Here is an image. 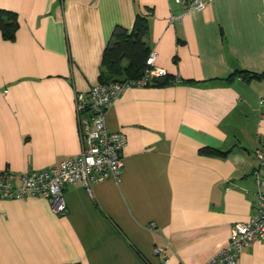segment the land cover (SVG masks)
<instances>
[{
  "label": "crops",
  "instance_id": "0c3cea01",
  "mask_svg": "<svg viewBox=\"0 0 264 264\" xmlns=\"http://www.w3.org/2000/svg\"><path fill=\"white\" fill-rule=\"evenodd\" d=\"M0 8L21 25L13 42L0 35V171H41L80 153L77 97L99 83L114 30L130 32L138 13L157 67L181 81L129 88L108 111V131L127 136L118 183H94L90 193L67 186L65 215L39 197L0 200V264H204L254 217L264 81L226 79L264 74V0H212L185 14L175 0ZM236 264H264V240Z\"/></svg>",
  "mask_w": 264,
  "mask_h": 264
},
{
  "label": "built area",
  "instance_id": "2783aa9c",
  "mask_svg": "<svg viewBox=\"0 0 264 264\" xmlns=\"http://www.w3.org/2000/svg\"><path fill=\"white\" fill-rule=\"evenodd\" d=\"M183 13L202 11L212 0H175ZM157 53L151 51L143 77L123 82L94 85L86 96L77 97V114L82 139L78 155L59 165L41 170L23 172L18 176L10 170L0 171V200H21L26 197L47 199L57 215H65L67 204L65 189L77 183L91 192V185L105 180L120 181L124 167L121 153L127 146V136L122 132H109L106 115L114 103L132 87H147L154 80L165 78L167 73L156 65ZM263 104V101L261 102ZM264 153L259 155V168L254 172L257 186L255 215L248 222L237 223L231 228L230 239L223 249L204 264H236L244 249L264 240ZM165 252L156 248L155 255ZM181 264V263H180Z\"/></svg>",
  "mask_w": 264,
  "mask_h": 264
},
{
  "label": "trees",
  "instance_id": "16d2710c",
  "mask_svg": "<svg viewBox=\"0 0 264 264\" xmlns=\"http://www.w3.org/2000/svg\"><path fill=\"white\" fill-rule=\"evenodd\" d=\"M20 27L17 13L0 8V35L3 40L15 41ZM148 34V19L140 13L137 14L134 27L130 32L120 27L116 28L103 53L99 83L123 82L143 77L147 68L146 61L151 53V48L146 41ZM238 76L249 83L254 80L264 81V74L245 70L233 73L226 80L230 82ZM177 83L181 81L165 77L164 85ZM153 84L161 86L157 80H154ZM201 153L221 158H227L230 154L229 151L222 152L210 148L202 149Z\"/></svg>",
  "mask_w": 264,
  "mask_h": 264
},
{
  "label": "water",
  "instance_id": "95a60500",
  "mask_svg": "<svg viewBox=\"0 0 264 264\" xmlns=\"http://www.w3.org/2000/svg\"><path fill=\"white\" fill-rule=\"evenodd\" d=\"M158 83L161 84V85H164L165 84V79L164 78L159 79Z\"/></svg>",
  "mask_w": 264,
  "mask_h": 264
}]
</instances>
